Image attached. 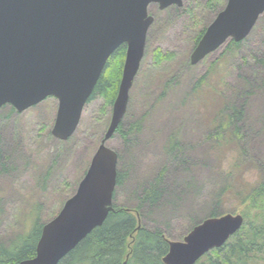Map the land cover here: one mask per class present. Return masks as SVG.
<instances>
[{"label": "rangeland", "instance_id": "374dc122", "mask_svg": "<svg viewBox=\"0 0 264 264\" xmlns=\"http://www.w3.org/2000/svg\"><path fill=\"white\" fill-rule=\"evenodd\" d=\"M208 1L149 6L154 23L123 131L107 140L119 154L118 171L126 174L115 190L116 205L136 208L144 190L167 170L162 198L152 206L145 203L138 213L142 225L162 230L173 241H182L214 205L225 214L242 213L249 203L246 195L264 182V13L238 51L227 42L192 65L196 37L227 2L211 6ZM157 46L174 57L157 64L152 52ZM234 103L245 105L240 129L236 136L228 130L220 140L218 118ZM112 109L96 96L85 105L75 133L61 140L52 134L56 97L23 112H12L10 104L0 108V242L26 229L34 207H40L44 224L76 192ZM171 137L184 150L176 158L168 153Z\"/></svg>", "mask_w": 264, "mask_h": 264}, {"label": "water", "instance_id": "95a60500", "mask_svg": "<svg viewBox=\"0 0 264 264\" xmlns=\"http://www.w3.org/2000/svg\"><path fill=\"white\" fill-rule=\"evenodd\" d=\"M183 0H0V108L18 112L58 99L52 134L70 138L113 52L127 45L110 124L76 192L45 222L36 255L16 264H58L113 210L119 154L107 145L127 111L154 17L149 6ZM264 13V0H227L191 54L196 65L228 40L243 41ZM245 222L243 214L208 217L182 241L169 240L164 264H196L222 247ZM126 264V262H125Z\"/></svg>", "mask_w": 264, "mask_h": 264}, {"label": "trees", "instance_id": "16d2710c", "mask_svg": "<svg viewBox=\"0 0 264 264\" xmlns=\"http://www.w3.org/2000/svg\"><path fill=\"white\" fill-rule=\"evenodd\" d=\"M222 1L224 0H209L208 4L212 6ZM205 30L206 27H203L199 32L196 45ZM240 45L241 42L230 40L227 47L238 51ZM126 51L127 45L122 44L110 56L88 102L96 96H102L107 106L114 104L122 77ZM152 52L157 64L174 57L172 52L165 53L159 46L155 47ZM216 63L217 61L212 63L209 71L215 68ZM11 111L16 112L13 106H11ZM245 111L244 104L234 103L226 106L216 126L217 130L221 131L218 132L220 140L225 137L228 130L236 136V132L240 129L239 121H242ZM139 125L138 122L130 129L134 130ZM117 131H123L122 122ZM180 145L181 143L174 137L170 138L168 153L172 158L178 157V154L184 151L183 146ZM2 156L0 150V161ZM166 171L164 170L155 182L144 190L140 202L134 209L116 205L114 192L113 210L110 211L105 222L95 228L58 264H125V262L126 264H164L162 259L169 250V238L158 228L151 229L142 225L138 212L145 203L152 206L162 198L164 192L162 182ZM125 175L118 171L117 186L122 183ZM246 200L249 203L241 213L245 217L242 228L222 247L205 254L196 264H264V182L253 187L246 195L244 201ZM39 211L40 207H34L31 212V221L22 233L9 242H0V264H16L36 255V246L43 227L39 219ZM57 213L58 211L53 212L50 215L51 218ZM224 214L218 210L217 205H214L205 218ZM200 222H196L191 229Z\"/></svg>", "mask_w": 264, "mask_h": 264}, {"label": "bare ground", "instance_id": "6f19581e", "mask_svg": "<svg viewBox=\"0 0 264 264\" xmlns=\"http://www.w3.org/2000/svg\"><path fill=\"white\" fill-rule=\"evenodd\" d=\"M255 27V26H254Z\"/></svg>", "mask_w": 264, "mask_h": 264}]
</instances>
